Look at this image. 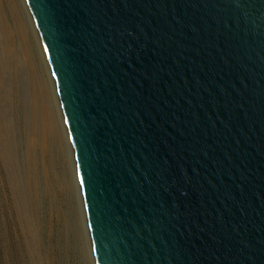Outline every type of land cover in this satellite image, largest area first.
<instances>
[{"label": "water", "instance_id": "1", "mask_svg": "<svg viewBox=\"0 0 264 264\" xmlns=\"http://www.w3.org/2000/svg\"><path fill=\"white\" fill-rule=\"evenodd\" d=\"M94 264H264V0H25Z\"/></svg>", "mask_w": 264, "mask_h": 264}, {"label": "rangeland", "instance_id": "2", "mask_svg": "<svg viewBox=\"0 0 264 264\" xmlns=\"http://www.w3.org/2000/svg\"><path fill=\"white\" fill-rule=\"evenodd\" d=\"M14 3L0 0V264H94L52 73L21 0Z\"/></svg>", "mask_w": 264, "mask_h": 264}, {"label": "bare ground", "instance_id": "3", "mask_svg": "<svg viewBox=\"0 0 264 264\" xmlns=\"http://www.w3.org/2000/svg\"><path fill=\"white\" fill-rule=\"evenodd\" d=\"M5 1V0H4ZM8 2L12 5V7L13 8H15V3H14V0H8ZM21 2H22V4H23V6H24V9H25V11L27 12V15H28V19H29V22H30V24H31V27H32V36L33 37H35L36 38V40H37V44L39 45V48H40V40H39V35H38V32H37V29H36V27H35V24H34V21H33V19H32V16H31V14H30V12H29V9H28V6H27V4H26V2H25V0H21ZM2 3V2H1ZM2 7V6H1ZM23 8V7H22ZM1 9V8H0ZM18 10V9H17ZM18 12V11H17ZM13 14V13H12ZM5 15V14H4ZM19 15V14H18ZM14 17V16H13ZM21 17V16H20ZM2 18V17H1ZM5 22H8L7 20L5 21ZM20 22V21H19ZM24 22V21H23ZM22 23V22H21ZM6 25V24H5ZM22 27V26H21ZM2 30V29H1ZM26 30H28V27L26 26V24H25V29H24V32H26ZM13 31V30H12ZM4 32V31H3ZM17 34V33H16ZM5 35V34H4ZM22 35H23V33H22ZM13 36V35H12ZM5 37V36H4ZM27 37V36H26ZM8 38H9V34H7V36L5 37V38H1L2 40H7V42H8ZM19 38V37H18ZM29 40V39H28ZM38 40H39V42H38ZM15 42V41H14ZM21 42V41H20ZM15 45V44H14ZM30 46V45H29ZM15 47V46H14ZM1 48V47H0ZM41 48H42V44H41ZM28 49V48H27ZM41 50V49H40ZM29 51V50H28ZM15 53V52H14ZM41 53H42V56L44 55V58L43 59H45V66H46V70H48V69H50V68H48L49 66H48V62H47V58H46V56H45V54H44V52H43V48H42V50H41ZM8 54H10L11 56H10V58L12 57V55H13V52H12V50H10L9 49V52H8ZM14 56V55H13ZM5 57V56H4ZM9 59V58H8ZM13 60H14V63L16 64L17 63V61H16V56H14L13 57ZM8 65H9V63H8ZM10 66V65H9ZM15 71H17V70H15ZM48 72H49V70H48ZM1 73H2V69H1V67H0V76H1ZM10 76H12L11 74H10ZM54 80H53V77L50 75V72H49V77H48V79H47V82H48V84H49V86H51V95H52V98L55 100L54 102H57V100H56V96H57V93H56V90H55V86H54V82H53ZM33 83V82H32ZM47 84V83H46ZM45 84V85H46ZM48 84H47V86H48ZM51 84V85H50ZM47 86H45V87H47ZM10 87V86H9ZM47 89V88H46ZM50 91V90H49ZM17 94V93H16ZM35 97V96H34ZM12 99V98H11ZM49 105V104H48ZM55 105H56V103H55ZM54 105V106H55ZM58 105V104H57ZM50 106V105H49ZM59 106V105H58ZM60 107H58L57 108V112H56V114L58 113V114H60L59 112V110H61V109H59ZM53 109V108H52ZM52 109H50V111H49V119L50 120H55V126L58 128L59 127V125L58 124H56V119H55V115H54V111L52 110ZM55 110H56V107H55ZM58 121V120H57ZM59 121L61 122V127L63 126V128H65V124H63V122H64V120L62 119V114H61V116H60V119H59ZM59 123V122H58ZM52 126V125H51ZM36 127V126H35ZM59 129V128H58ZM57 129V130H58ZM55 128H54V132H56V134L57 135H59V133H58V131H57ZM62 130V129H61ZM66 130V129H65ZM50 131H51V129H50ZM67 131V130H66ZM63 132V131H62ZM43 134V133H42ZM43 136V135H42ZM55 136V135H54ZM45 137V136H44ZM59 137V136H58ZM65 137H67L68 138V136H65ZM43 143V142H42ZM70 147V146H69ZM70 152H71V149H70ZM71 154V159H72V161H74L73 160V154H72V152L70 153ZM70 162H71V160H70ZM73 164V163H72ZM74 167V166H73ZM76 176V175H75ZM74 176V177H75ZM80 202H81V196H80V200H79ZM82 204V203H81ZM84 223H85V217H84ZM86 226V225H85ZM33 232V231H32ZM85 232H86V235H88V231H87V227H85ZM87 237V236H86ZM87 239H89L88 237H87ZM33 242V241H32ZM88 249L90 250V245H89V240H88ZM88 250V251H89ZM90 253V252H89ZM91 254V253H90ZM90 257H91V255H90Z\"/></svg>", "mask_w": 264, "mask_h": 264}]
</instances>
